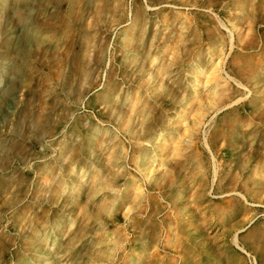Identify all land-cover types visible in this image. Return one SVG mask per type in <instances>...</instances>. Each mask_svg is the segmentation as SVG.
<instances>
[{
  "label": "rangeland",
  "instance_id": "rangeland-1",
  "mask_svg": "<svg viewBox=\"0 0 264 264\" xmlns=\"http://www.w3.org/2000/svg\"><path fill=\"white\" fill-rule=\"evenodd\" d=\"M0 264H264V0H0Z\"/></svg>",
  "mask_w": 264,
  "mask_h": 264
},
{
  "label": "bare ground",
  "instance_id": "bare-ground-1",
  "mask_svg": "<svg viewBox=\"0 0 264 264\" xmlns=\"http://www.w3.org/2000/svg\"><path fill=\"white\" fill-rule=\"evenodd\" d=\"M23 2V1H22ZM215 77H217V76H215ZM207 78V77H206ZM207 79H209V77L207 78ZM210 79H212V78H210ZM205 82V81H204ZM208 82V81H207ZM209 83V82H208ZM207 99V98H206ZM210 100V99H209ZM209 100H207V101H209Z\"/></svg>",
  "mask_w": 264,
  "mask_h": 264
}]
</instances>
